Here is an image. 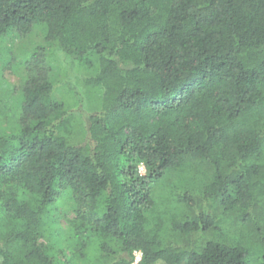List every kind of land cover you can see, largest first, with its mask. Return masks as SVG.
Segmentation results:
<instances>
[{"label": "trees", "instance_id": "trees-1", "mask_svg": "<svg viewBox=\"0 0 264 264\" xmlns=\"http://www.w3.org/2000/svg\"><path fill=\"white\" fill-rule=\"evenodd\" d=\"M34 34L0 131V264H264V234L220 239L212 210L248 223L264 197V0H0V45ZM50 49L91 73L75 109Z\"/></svg>", "mask_w": 264, "mask_h": 264}, {"label": "rangeland", "instance_id": "rangeland-1", "mask_svg": "<svg viewBox=\"0 0 264 264\" xmlns=\"http://www.w3.org/2000/svg\"><path fill=\"white\" fill-rule=\"evenodd\" d=\"M38 44H42L41 36L34 34L27 39H20L12 35L6 39L3 45H0V131L9 132L16 127L15 122L19 114V104L21 102L20 90L26 80L24 63L34 47ZM49 52L53 66L52 76L57 85L58 97L60 96L62 99H65L69 105H72L75 96L70 89L69 85L71 83L69 82H72L80 91L82 86L79 84V77L75 75V73L81 74L82 77L84 75L90 76L91 73L84 72V69L81 68L79 70L75 68L74 72H69L68 60L57 50L51 51L50 49ZM84 90L83 88V91ZM100 95L101 93L98 90L85 91L82 94L84 97V109L87 113H90L97 105V100ZM75 103L74 101L72 109H75ZM79 122L82 124V127L79 126V129L82 131L85 121L81 117ZM80 139H82V136ZM141 170L144 172V168L141 167ZM201 171L205 172L209 177L212 176V172L209 168L201 169ZM199 176L201 180L208 177H206V175L202 177L201 174ZM212 210L222 219L223 230L221 234L217 235L218 238H226V235L227 237H234L236 234L239 235L241 233L242 237L245 236V238H249L254 242H260L259 235L260 233L264 234V197L259 201L255 220L252 222L242 223L239 214L236 212L224 214L222 207L219 206L218 203H216L215 207H212ZM181 211L187 214L186 209ZM53 215L59 222L56 231L58 236L60 234L64 236L69 229L68 221L75 217L72 203L69 201L68 197H65V199L62 198L61 204L57 206L56 209L54 208ZM69 257L70 254H68V258ZM136 257L137 262H139L141 260V254L137 253ZM61 260H63V262H68L66 258H61Z\"/></svg>", "mask_w": 264, "mask_h": 264}]
</instances>
